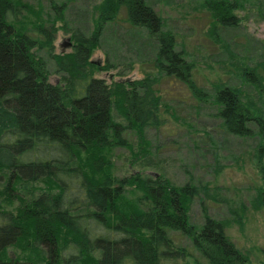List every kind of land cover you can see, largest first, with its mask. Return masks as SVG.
I'll use <instances>...</instances> for the list:
<instances>
[{
  "label": "trees",
  "instance_id": "obj_1",
  "mask_svg": "<svg viewBox=\"0 0 264 264\" xmlns=\"http://www.w3.org/2000/svg\"><path fill=\"white\" fill-rule=\"evenodd\" d=\"M22 1L0 0V170L10 174L2 194L7 202L13 197L20 202L15 213H0V264H22L7 254L17 245L42 251L46 264H188L189 251L176 246L171 233L191 241L205 264H244L248 258L239 254L224 222L205 213L200 231L189 223L197 188L174 187L161 175L120 180L110 175L104 156L114 147L132 149L125 131L131 130L137 141L136 160L149 154L145 130L162 125L161 98L153 88L157 78L108 85L93 77L95 71L110 68L90 62L103 25L115 21L124 9L126 21L155 40L158 73L183 82L201 102L212 97L219 129L226 135L249 137V123L260 126L263 144L254 159L261 184L250 202L257 211H264L261 111L245 104L232 86L216 83L212 95L204 92L193 78L194 63L175 50V36L163 31V21L146 0H102L95 29L88 36L74 33L72 52L61 54H53V23L33 24L28 31L18 22ZM49 1L60 14L55 19H62L64 7ZM236 6L227 0L205 4L212 24L224 29L238 27ZM42 51L61 75L58 84L48 81ZM258 69L243 67L239 77L262 88ZM114 112L123 123L115 120ZM18 189L23 198L16 195Z\"/></svg>",
  "mask_w": 264,
  "mask_h": 264
},
{
  "label": "rangeland",
  "instance_id": "obj_2",
  "mask_svg": "<svg viewBox=\"0 0 264 264\" xmlns=\"http://www.w3.org/2000/svg\"><path fill=\"white\" fill-rule=\"evenodd\" d=\"M51 1L64 7L62 19H55L60 14L49 0H23L16 19L28 31L33 29V24L49 27L53 23L57 28L53 54L70 53L72 49L66 44L69 39L73 45L74 33L88 36L95 29L97 7L102 0ZM227 1L237 5L234 14L241 21L236 28L224 29L212 24L206 0H146V3L163 21V31L175 36V50L183 52V57L194 63L193 78L204 92L212 95L216 83L232 86L241 92L245 104L261 111L264 120V87L253 86L238 73L243 67L257 65L264 84V0ZM156 50L155 40L145 30L130 25L122 9L115 21L103 25L99 47L91 54L90 62L95 66H110L95 71L94 78L108 85L148 76L157 78L153 88L161 98L162 125L145 130L149 154H140L141 159L136 160L137 141L131 130L125 131L132 149L114 147L104 156L111 166L110 175L117 180L135 175L157 179L161 175L177 188L192 185L199 191L189 205V223L200 231L205 213L224 222L227 236L239 254L248 258L244 264H264V211L254 210L250 205L261 184L254 159L263 144L260 126L249 123L251 136L245 138L223 133L213 98L201 102L183 82L159 74L154 66ZM39 55L47 61L49 83L58 84L61 75L52 60L44 51ZM113 115L123 123L115 112ZM9 175L6 170H0V213H15L20 207L16 198H12V203L7 202L6 194H2L8 186ZM17 194L24 196L20 189ZM241 205L244 209L239 208ZM240 217L242 221L238 222ZM171 237L176 246L189 251L192 259H188V264H205L191 241L179 233H171ZM68 252L73 254L75 250ZM7 254L22 264L47 262L42 251L31 252L29 248L24 250V246L9 247Z\"/></svg>",
  "mask_w": 264,
  "mask_h": 264
},
{
  "label": "water",
  "instance_id": "obj_3",
  "mask_svg": "<svg viewBox=\"0 0 264 264\" xmlns=\"http://www.w3.org/2000/svg\"><path fill=\"white\" fill-rule=\"evenodd\" d=\"M66 47H71L70 40L68 39V43L66 44Z\"/></svg>",
  "mask_w": 264,
  "mask_h": 264
}]
</instances>
